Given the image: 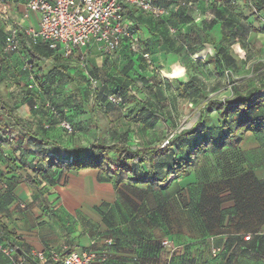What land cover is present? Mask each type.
<instances>
[{"label":"trees","instance_id":"trees-1","mask_svg":"<svg viewBox=\"0 0 264 264\" xmlns=\"http://www.w3.org/2000/svg\"><path fill=\"white\" fill-rule=\"evenodd\" d=\"M190 1L158 0L157 5L168 12L167 15L158 18L143 12L135 4H123L121 14L124 19L133 22L130 32L137 36L138 49L133 50L130 39L124 37L111 54L99 52L110 56L104 59L101 67H89L86 63L87 67L84 68L86 71L83 70L81 78L74 71L77 72V69H83V67L80 65L79 67L77 64L72 66L71 57L74 54L68 58L63 57L60 53L50 49L45 42L41 40L33 42L25 34L24 29L15 25L17 48L12 51L4 50L5 35L1 49L2 59H0V160L11 166L8 171H0V180L4 181V186L8 187L11 179H18L28 184L36 189L44 208L50 211L51 204L39 186L41 183L39 179H50L51 174L56 171L69 173L82 169H99L109 178H114L115 183L126 178L136 183L153 184L158 188H166L174 179L188 172V167L196 161L200 152L211 147L220 149L225 145H236L242 139L243 131L251 130L258 143L264 146V93L257 94V92L249 91L242 95L238 94L234 88L237 93L236 99L218 101L209 100L206 90V81L212 79L214 74L223 75L224 70L229 68L228 66L233 62L232 57L228 54L229 44L237 41L241 47H246L244 34L247 33V30L238 23L239 19H236L238 25L233 24L228 28H222L221 38L215 39L211 33V23H208L207 19L203 17V12L189 9ZM207 2L217 7L226 6L232 12L238 6L236 0ZM245 4L248 7H253L254 10L251 9L249 16H254L257 20L255 11L258 13L264 10V0H246ZM140 11L153 19L156 28L163 29V31H159V34H170L172 40L179 41L173 53L178 56L180 66L174 69V74L176 75V71L181 69L182 76L176 75L173 79L163 78L155 70L158 66H162V63H156L148 42L141 38L136 16ZM170 28L174 32L171 33ZM258 31L264 32V26ZM238 35L237 40L230 39ZM207 46L210 47V51L206 53L205 58L198 57L200 55H197V52ZM13 53L20 59L19 70L26 82L19 91H10L5 86V89L2 90L1 85H5L3 77L7 78L3 72L1 73V70L7 69L4 68L3 59ZM145 55L150 62L147 61ZM194 55L197 57L195 58ZM76 61H78L77 58ZM47 63L50 64V68L43 74L42 67ZM25 64H29L30 67H26ZM262 67L261 63L257 66V68ZM74 68L77 69L74 70ZM54 71L62 74V77L71 85L69 92L65 93V101L60 105L53 100L52 92L56 86L55 81L53 85L49 81V77ZM149 72L150 76H148ZM131 75L135 77L132 78ZM86 81L90 83L94 81L95 87L101 86L103 89L97 88L91 91L92 104L89 110L92 115L95 110L105 111L106 109V111L118 109V113L121 115L125 112L123 108L134 104V106H140L136 112H132L134 122L144 123L152 119V122L167 123L169 120L166 118L168 107L162 96L167 100L165 94L167 91H164L163 84L169 83L171 85L169 91L178 101L189 100L192 104H196L200 97H204L206 105H208L207 108L214 107L212 110L221 121V127L219 130L204 128L205 105L199 109L198 117L192 126L187 130L181 129L175 132L172 139L166 140V143L161 147L142 145L133 137L127 136L122 140L116 139L109 143L101 139L94 140L88 144L86 150L69 148L67 140L63 141L66 142L64 145L66 147H55L54 143L59 135L54 137L53 134H50L54 129L59 127L66 139L73 135L75 128L81 129L76 121V115L82 111L81 107L86 102L83 88L88 83ZM144 90L149 95L146 94L142 98L140 95ZM110 97L120 98L121 101L114 103ZM46 103L49 106H46ZM35 106L36 108H34ZM230 106L236 107L242 113L238 116V121L234 123L233 120L230 121L227 118V109ZM61 121L68 122L72 132H67L62 128ZM200 125H202L201 130L196 132V128ZM231 138L233 141L230 140ZM28 155H32V157L29 158ZM28 159H34L32 160L34 163L31 164ZM196 203L195 205L193 203L192 206L194 211L208 207L203 211L208 213L207 216H212L213 212L209 206L213 202L201 197V200ZM247 234L251 235L250 240L245 241L244 235H241L235 238L230 245H235L234 249L238 252V264L246 257L254 259V264H264V232ZM163 238L167 237L151 241L149 245L145 246L140 242L135 243L130 250L133 254V261L137 262L141 257L152 259L156 264L230 263V260L223 263L219 258L224 252V248L211 244L209 240L176 247L168 259L167 251L161 245ZM21 239V235H13L8 227L0 221V245L9 247L12 252L19 254L23 264H36V261L29 255L30 250L22 248ZM109 239L112 242L106 244L107 249L116 250L118 240ZM212 247H217L220 250L216 254H212ZM66 248L67 246L63 245L60 250H44L47 255L50 251L63 254L66 253ZM205 248L209 250L210 254L206 251H199V249ZM231 255L233 254L231 253L229 258Z\"/></svg>","mask_w":264,"mask_h":264},{"label":"crops","instance_id":"crops-1","mask_svg":"<svg viewBox=\"0 0 264 264\" xmlns=\"http://www.w3.org/2000/svg\"><path fill=\"white\" fill-rule=\"evenodd\" d=\"M236 1L238 6L233 12L226 6L217 7L204 0H191L189 9L203 12L217 40L221 38L222 28L237 24L236 19H239L238 23L247 30L244 36L248 42L253 33L251 25L255 18L249 16L253 7H248L246 0ZM136 16L141 38L148 42L156 63L178 68V56L173 51L179 41L172 40L170 34H159L163 29L156 28L150 16L141 11ZM38 19L37 13L26 11L24 0H0V59L8 29L12 25L21 29L37 27ZM238 38L239 35L230 39ZM233 43L228 46V54L234 61ZM83 51L89 67H101L104 59L110 57L97 52L93 45ZM79 52L76 51L71 57L72 66L77 64L75 57ZM203 53H206L204 47L197 55ZM4 59V68L7 69L1 70V73L8 79L3 77V86L10 91H19L26 82L19 70L20 59L14 53ZM233 65L234 62L228 67L232 68ZM254 69L259 68L255 66ZM176 75L182 76V70H177ZM246 132L249 136L243 131L242 139L236 145H225L220 149L211 147L200 152L196 161L188 167V172L174 179L166 188L135 183L125 186L128 190H135V193L122 192L121 188L124 187H120L119 181L116 182L119 190H115V179L109 178L103 171L79 170L93 173L97 185H106L114 191L112 199L84 204V208H87L84 210L81 203L73 208L60 198L58 188L64 180L61 175L58 178L59 174L54 178L39 179V186L51 204L50 211L44 208L35 188L18 179H11L9 186L5 187L4 181L0 180V221L13 235H21L22 248L30 251L60 250L66 245V252L93 248L105 254L102 264H156L152 259L141 257L134 262L130 250L137 242L145 246L167 237L175 247L209 240L211 244L224 248L219 257L223 263L230 260L228 264H238L235 245L230 246L235 238L247 233L264 232V146L258 143L251 130ZM248 137H252L250 142L253 144H247ZM10 167L0 160V171H8ZM92 179L90 182H93ZM201 197L213 202L209 206L212 216H207L208 213L203 211L208 209L207 206L193 210V203L197 204ZM109 238L118 240L116 250L107 249L106 240ZM231 253L233 255L229 258ZM254 262V259L246 257L240 264ZM0 264L23 263L19 254L11 252L7 255L0 250Z\"/></svg>","mask_w":264,"mask_h":264},{"label":"rangeland","instance_id":"rangeland-1","mask_svg":"<svg viewBox=\"0 0 264 264\" xmlns=\"http://www.w3.org/2000/svg\"><path fill=\"white\" fill-rule=\"evenodd\" d=\"M257 20H253L251 25L253 33L250 35V40L246 42L247 48L241 47L239 43H233V47L231 49L234 52L233 54L236 57L234 58V65L232 68H226L224 70L223 75H213L212 79L207 80L206 90L208 93L209 100H234L237 98V93L234 91L237 90L238 94H247L249 91L257 92V94L264 93V68L254 69L255 66H258L259 63L264 65V32H260L261 27L264 25V10L259 11L258 15H255ZM210 47L207 46L205 48V52H209ZM206 53L198 56L202 59L205 58ZM196 58V56H194ZM78 59V53L77 57ZM85 63H87L85 61ZM79 66V62L77 63ZM80 67V66H79ZM87 67V66H86ZM84 67V68H86ZM252 67H254L252 69ZM50 68V65L44 64L42 67V72L45 74L47 70ZM77 69V76L81 78V74L85 69ZM174 65L166 66L160 65L157 67L158 74L163 78L173 79L176 75L173 73ZM74 68V70H76ZM151 73H148L150 76ZM134 78V75H131ZM100 80V79H99ZM49 81L51 85L55 81L56 86L53 88V100L57 104H61L65 101V93L69 92L71 85L66 81L62 74L54 71L52 76L49 77ZM101 81V80H100ZM88 82V81H86ZM96 84L94 81L91 83L88 82L84 88V97L86 99L85 105L82 106V111H79L76 115V121L79 123L81 129L75 128V132L72 136L66 139L64 137L63 131L57 127L52 131L54 137L58 136L57 141H55V147L64 148L67 140V144L69 148H74L75 150L79 148L80 150H86L88 148V144L94 140H104L106 143L115 141L116 139H123V137H133L137 142L142 145H151V146H162L166 143V140L172 139L175 135V132H178L181 129L187 130L190 126L194 124L198 117L199 109L203 108L206 105V99L204 97H200L196 104H192L188 101H178L174 99V95L170 90L171 85L169 83H164V91L167 100H165L164 96H162L163 101L167 104L168 110L166 111V118H168V122L162 121H154L150 119L148 122H134L132 120V112H136L137 108H140L139 105L132 104L123 108L125 112L121 115L118 113V109L108 111L104 110H95L93 115L89 110V107L92 104V96L91 91L99 88L103 90L101 86L95 87ZM235 88V89H234ZM1 89L4 90V86L1 85ZM68 91V92H67ZM148 94L146 90L141 93V97L144 98ZM149 95V94H148ZM204 107V128L210 130H219L221 127V121L218 119L215 111L211 108ZM228 112V120H233V123L238 121V116L242 115L240 110H238L234 106H230L227 109ZM92 116V117H91ZM32 124V123H31ZM35 125V124H33ZM36 126V125H35ZM201 126L196 128V132L201 130ZM36 128V127H35ZM40 131V130H39ZM188 135V134H187ZM245 135L249 136V133L245 131ZM189 136V135H188ZM247 144H253L252 137L247 138ZM233 141V138L230 139ZM31 164L34 162V159H28ZM59 174V175H58ZM63 177V184L58 188L60 198L64 200V202L68 203L71 207H76L78 204H82V210L87 209L84 208V204L87 203H96L99 200H110L114 194L112 188L106 185H97L94 180L93 173L89 171H79V172H70V173H59L56 171L51 174V178ZM61 175V176H60ZM92 179L93 182H90ZM136 182L127 180L126 178H122L119 180V185L121 191L124 190L130 191L129 193H135V190H128L125 186H131ZM65 185V186H64ZM115 190L118 189L117 183H115ZM119 190V189H118ZM199 251H206L209 253L208 249H199ZM181 254V253H180ZM210 254V253H209Z\"/></svg>","mask_w":264,"mask_h":264},{"label":"built area","instance_id":"built-area-1","mask_svg":"<svg viewBox=\"0 0 264 264\" xmlns=\"http://www.w3.org/2000/svg\"><path fill=\"white\" fill-rule=\"evenodd\" d=\"M220 2L222 0H207ZM158 0H24L27 12L37 13L39 16L38 26L24 28L25 34L33 42L41 40L55 52L63 57H71L76 51L78 53L79 65L86 66V54L84 49L93 45L97 52L111 54L125 37L132 43V49L137 50V36L130 32L133 22L122 16L123 4L137 5L143 12L151 14L156 18L167 15L168 12L157 5ZM172 33L174 30L169 29ZM17 48V30L12 25L6 34L4 50L12 51ZM197 57V55H194ZM147 61L150 62L147 55ZM30 67L29 64H25ZM114 103H119L120 98L110 97ZM46 106H49L46 103ZM36 108V106L34 107ZM53 112V111H52ZM54 113V112H53ZM60 126L67 132H72L70 124L61 121ZM251 235H244L245 241L250 240ZM111 239L106 244H111ZM162 247L167 251L169 259L176 247L168 238L161 240ZM0 250L9 255L12 250L0 245ZM220 249L212 247V254ZM29 255L36 264H102L105 254L93 249L81 251L71 250L66 253L50 251L49 255L43 249L31 250Z\"/></svg>","mask_w":264,"mask_h":264}]
</instances>
